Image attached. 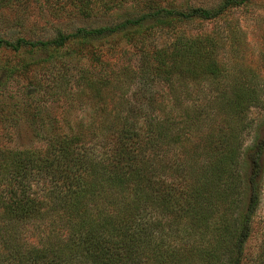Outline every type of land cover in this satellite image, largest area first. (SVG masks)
<instances>
[{
	"label": "trees",
	"instance_id": "obj_1",
	"mask_svg": "<svg viewBox=\"0 0 264 264\" xmlns=\"http://www.w3.org/2000/svg\"><path fill=\"white\" fill-rule=\"evenodd\" d=\"M177 1L70 0L84 19L94 10L136 12L142 4L149 11L46 42L0 39V51L53 53L1 68V92L26 80L17 96L29 106L67 104L62 127L35 125L43 146L0 149V264H264V244L253 257L245 252L259 204L264 138L245 155V176L236 173L235 137L217 143L206 131L226 78L217 46L188 35L184 71L176 30L220 19L252 0L187 13ZM115 35L131 48L116 69L94 47ZM72 45L75 61L63 53ZM184 75L189 85L217 95L205 105L187 98L191 112L184 110L178 91ZM160 84L164 90L156 91Z\"/></svg>",
	"mask_w": 264,
	"mask_h": 264
},
{
	"label": "rangeland",
	"instance_id": "obj_2",
	"mask_svg": "<svg viewBox=\"0 0 264 264\" xmlns=\"http://www.w3.org/2000/svg\"><path fill=\"white\" fill-rule=\"evenodd\" d=\"M10 1L9 4L0 6V39L10 42L18 38L30 42L51 41L59 33L66 35L78 29L90 31L113 27L123 23L127 17H137L149 11V7L142 4L136 12V9L133 11L126 8L127 11L116 10L104 16L94 10L93 17L84 19L76 16L77 13L70 7V0ZM223 3L224 0H178L177 6L180 11L187 13L191 8L197 7L216 10ZM176 30L182 40L184 71L187 55L185 39L188 35H199L217 46L218 67L224 71L226 78L220 85L218 99L211 105L212 121H207L206 131L210 130L214 134L213 138L217 143L229 145L232 143L230 137H235L240 157L234 171L245 176L247 172L245 155L264 138V0H252L240 7H232L220 19L211 22L195 20L177 24ZM94 47L100 52L104 64L115 69L116 63L118 65L125 61L127 52L131 51L130 44L121 35L107 38ZM67 51L63 53L66 55L70 53L68 57L75 61L76 46H70L69 52ZM51 53V49L49 51L35 49L30 53L26 50L21 54L0 51V70L5 66L17 68ZM26 86L27 81L23 80L19 84L11 83L4 92L0 91V149L39 148L43 143L34 136L36 124H45L47 129L51 126H63L67 104L62 100H50L45 101L39 108L31 107L17 96L18 89L21 87L24 89ZM163 88L164 86L160 84L155 90ZM178 91L181 94L183 109L189 113L191 102L187 98L193 101V104H196L194 102L196 100L197 104L205 105L206 99L217 95L213 88L189 85L185 75L181 78ZM250 100L254 101L253 105L245 106L244 104ZM84 108L80 106L79 110ZM77 112L80 113L77 117L83 116L82 111ZM71 120L73 121L72 118ZM202 139L204 138L202 137L200 141H204ZM189 141L187 140V144L184 142L186 151L191 147ZM224 152L231 151L225 149ZM262 173L258 182L259 204L252 218L250 238L245 245L247 256L252 257L264 244V151ZM30 235V238L36 236L32 232ZM29 241L34 242L33 239Z\"/></svg>",
	"mask_w": 264,
	"mask_h": 264
}]
</instances>
